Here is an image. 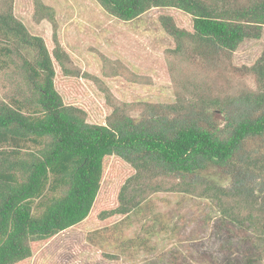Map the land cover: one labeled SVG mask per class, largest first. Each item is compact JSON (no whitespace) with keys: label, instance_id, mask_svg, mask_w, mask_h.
Returning a JSON list of instances; mask_svg holds the SVG:
<instances>
[{"label":"trees","instance_id":"trees-1","mask_svg":"<svg viewBox=\"0 0 264 264\" xmlns=\"http://www.w3.org/2000/svg\"><path fill=\"white\" fill-rule=\"evenodd\" d=\"M95 1L124 22L159 10L169 54L185 51L186 61L197 51L207 64L224 63L264 28V0ZM13 9L12 0L0 3V70L16 77L0 100V264L37 261L54 236L86 220L125 219L147 190L209 201L218 222L248 231L264 264V51L248 68L246 89L205 93L187 84L172 103H144L134 115L112 102L104 80L81 73L48 8L33 3V15L43 11L52 25L48 40ZM168 10L190 17V29L178 28ZM209 171L219 180L205 177ZM106 178L117 187L104 189Z\"/></svg>","mask_w":264,"mask_h":264},{"label":"rangeland","instance_id":"rangeland-1","mask_svg":"<svg viewBox=\"0 0 264 264\" xmlns=\"http://www.w3.org/2000/svg\"><path fill=\"white\" fill-rule=\"evenodd\" d=\"M34 2L55 18L61 44L81 73L104 80L112 102L131 107L134 111L129 113L134 115L144 103H172L178 88L187 84L197 83L205 93L246 89L253 84L248 68L264 51L263 28L259 40H245L224 63L207 64L197 51L198 56L187 52L190 61H186L185 51L169 54L171 42L156 18L159 10L124 22L106 14L95 0H12L14 15L30 33L45 40L52 25L43 11L33 15ZM168 13L178 28L190 29V17L174 10ZM175 71L188 82L179 81ZM10 72L0 70V100L16 80ZM87 92L98 108L103 106L102 99ZM101 114L103 120L105 111ZM204 176L219 180L214 171ZM117 184L111 178L102 183L104 189H115ZM144 196L146 201L125 219L113 217L99 226L86 220L57 234L42 248V257L37 261L33 257L29 264H259V250L248 231L218 222L209 201L150 190Z\"/></svg>","mask_w":264,"mask_h":264}]
</instances>
